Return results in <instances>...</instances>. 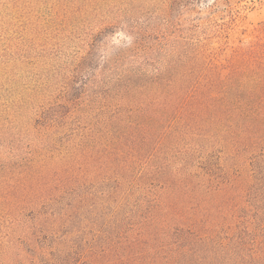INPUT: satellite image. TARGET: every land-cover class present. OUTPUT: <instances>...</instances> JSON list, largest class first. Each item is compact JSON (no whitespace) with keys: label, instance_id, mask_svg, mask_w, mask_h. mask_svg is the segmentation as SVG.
<instances>
[{"label":"trees","instance_id":"16d2710c","mask_svg":"<svg viewBox=\"0 0 264 264\" xmlns=\"http://www.w3.org/2000/svg\"><path fill=\"white\" fill-rule=\"evenodd\" d=\"M55 1L0 52L57 61L0 101V264H264V22Z\"/></svg>","mask_w":264,"mask_h":264},{"label":"rangeland","instance_id":"374dc122","mask_svg":"<svg viewBox=\"0 0 264 264\" xmlns=\"http://www.w3.org/2000/svg\"><path fill=\"white\" fill-rule=\"evenodd\" d=\"M12 1L0 0L2 3L0 4V22L2 23L0 25V52L6 49L8 44L16 43L34 23L42 26L49 25L57 14L55 0H15L18 3V8L12 4ZM162 1L148 0L149 5L146 11L153 16H158ZM7 2L11 4H7ZM201 3L199 8L202 11H207L209 6L218 5L215 10L217 14L212 15L213 22L217 21V23L223 24L234 20L239 27H237L239 39L250 40L254 28L264 22V0H201ZM25 7L26 10H22ZM11 15H15L17 19H12ZM114 42L119 45V37L116 36ZM24 49L21 52H10L8 56L6 55L0 60V68H5L1 83L3 90H0L1 102L4 99L18 97L37 78H42L54 65H57V61H23L22 56L26 49L29 50V44H25ZM62 62L64 61L60 63Z\"/></svg>","mask_w":264,"mask_h":264}]
</instances>
